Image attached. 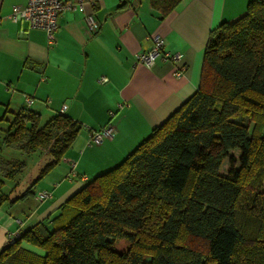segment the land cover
I'll return each instance as SVG.
<instances>
[{"label":"trees","instance_id":"1","mask_svg":"<svg viewBox=\"0 0 264 264\" xmlns=\"http://www.w3.org/2000/svg\"><path fill=\"white\" fill-rule=\"evenodd\" d=\"M181 1L151 0L162 17ZM33 104L0 119V206L35 198L83 130ZM263 186L264 0H252L211 30L197 91L120 164L9 241L0 264H264Z\"/></svg>","mask_w":264,"mask_h":264},{"label":"crops","instance_id":"2","mask_svg":"<svg viewBox=\"0 0 264 264\" xmlns=\"http://www.w3.org/2000/svg\"><path fill=\"white\" fill-rule=\"evenodd\" d=\"M28 1L0 0V119L30 96L33 107L52 114L66 105L65 114L83 130L38 184L37 191H49V198L0 206V252L12 233L44 220L88 180L120 164L187 101L199 87L211 30L239 19L252 0H182L164 17L151 0H87L85 9L60 15L54 43L44 29L8 18L13 6ZM87 15L98 21L97 31H89ZM157 35L163 51L180 53V61L163 51L151 67L138 61L139 53L153 49ZM107 124L115 136L91 144V133Z\"/></svg>","mask_w":264,"mask_h":264},{"label":"built area","instance_id":"3","mask_svg":"<svg viewBox=\"0 0 264 264\" xmlns=\"http://www.w3.org/2000/svg\"><path fill=\"white\" fill-rule=\"evenodd\" d=\"M90 3L94 4L93 0H88ZM87 0H29L26 5H15L12 7V11L8 15V18L13 22L26 21L30 26L35 28L44 29L47 32V37L49 43L55 42V36L57 31L60 28L59 18L60 15L67 9L80 8L81 10L85 9V3ZM87 25L90 32H95L99 28L98 21L92 16L87 15ZM164 41L157 35L154 37V47L151 51L139 53L137 59L139 62L146 64L151 67L155 63V58L163 51ZM165 58H168L174 62L181 60L182 55L180 53L171 54L169 52H162ZM185 67L177 69L176 75L181 76L183 74ZM102 80H107L103 77ZM25 101L28 105L34 103V99L30 96L25 97ZM67 106L65 105L62 111H65ZM116 134V129L111 124H107L98 131H93L91 133V144H100L105 139L113 138ZM74 175H77L74 172ZM83 178H86L83 176ZM40 198L46 199L51 196L49 191H39L37 194ZM21 236L20 232H15L10 235V242H13Z\"/></svg>","mask_w":264,"mask_h":264},{"label":"rangeland","instance_id":"4","mask_svg":"<svg viewBox=\"0 0 264 264\" xmlns=\"http://www.w3.org/2000/svg\"><path fill=\"white\" fill-rule=\"evenodd\" d=\"M243 121L245 122H247L248 120L247 119H243ZM5 123H3V122H1L0 123V130H3L4 128H5ZM231 153V155H233L234 156V158H236L237 160H239V158H240V156H241V152L239 151V150H234V151H231L230 152ZM237 165H239V162H238V164ZM229 169H230V161H229V159L227 158V160H226V162H225V165L222 167V172L224 173H228V171H229ZM263 189H264V186H263ZM16 195V193L14 192V194H12V197H14ZM37 200V199H36ZM37 201H40V200H37ZM49 216V214L45 217V219H47V217Z\"/></svg>","mask_w":264,"mask_h":264}]
</instances>
